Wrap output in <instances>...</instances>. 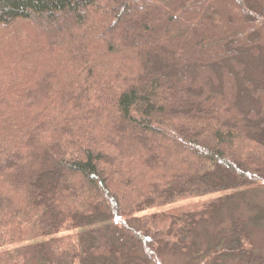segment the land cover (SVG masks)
Wrapping results in <instances>:
<instances>
[{"label": "trees", "instance_id": "trees-1", "mask_svg": "<svg viewBox=\"0 0 264 264\" xmlns=\"http://www.w3.org/2000/svg\"><path fill=\"white\" fill-rule=\"evenodd\" d=\"M262 183L264 0H0V264H264Z\"/></svg>", "mask_w": 264, "mask_h": 264}, {"label": "rangeland", "instance_id": "rangeland-1", "mask_svg": "<svg viewBox=\"0 0 264 264\" xmlns=\"http://www.w3.org/2000/svg\"><path fill=\"white\" fill-rule=\"evenodd\" d=\"M263 184L264 183L258 184L259 186L249 187V188H246V189H242L240 192H244L246 190L259 189V187L260 186H263ZM236 193H239V192H236ZM221 195H224V193L223 194H219V195H214V196L209 197V198L218 197V196H221ZM203 201L204 200L203 199H200V198H197V199H189V200L184 201L182 203H178V204H175V205H171L169 207H164L163 210H149V211H146V212H140L139 214H136L135 216L124 217V219H128V220H132L133 221V220H137L138 218H141L143 216L156 213L158 211H161V212L169 211V209L181 207L183 205H187L188 206V205L193 204V203L194 204H197V203H201ZM209 230H210V232H213V231L216 230V228L210 226L209 227ZM253 240L255 242V246H256L257 250L262 252L263 249H264V229H255L254 230ZM203 241L205 242L206 239L203 240ZM164 264H186V263H185V258L182 257V255H173V256H168L165 259Z\"/></svg>", "mask_w": 264, "mask_h": 264}]
</instances>
